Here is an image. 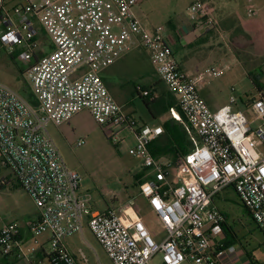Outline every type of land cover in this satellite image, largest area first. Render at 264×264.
Masks as SVG:
<instances>
[{
	"label": "built area",
	"instance_id": "built-area-1",
	"mask_svg": "<svg viewBox=\"0 0 264 264\" xmlns=\"http://www.w3.org/2000/svg\"><path fill=\"white\" fill-rule=\"evenodd\" d=\"M140 1L0 0V48L26 66L35 99L31 103L0 84V166L38 211L25 225L28 252L36 253V238L46 236L48 264H78L64 239L82 232L84 225L112 264H152L157 257L158 264H223L236 255V247L224 244L226 217L212 199L229 188L264 237V97L249 100V116L236 109L233 98L211 110L179 68L165 29L139 22L134 11ZM187 13L194 29L217 30L208 3L194 2ZM256 14L247 8L248 18ZM137 48L147 53L187 119L183 122L176 110H169L170 119L184 124L192 144L177 164L150 151L163 128L124 115L103 82L102 72ZM136 91L142 97L151 93L141 86ZM84 110L113 143L124 129L133 133L135 147L129 155L142 161L143 171L139 194L165 231L161 241L135 215L133 200L120 210L97 212L79 194L81 178L65 166L47 126H61ZM254 121L258 124L252 128ZM84 145V140L76 143ZM170 169L177 182L169 179ZM24 246L16 224L0 229V260L30 263Z\"/></svg>",
	"mask_w": 264,
	"mask_h": 264
},
{
	"label": "rangeland",
	"instance_id": "rangeland-1",
	"mask_svg": "<svg viewBox=\"0 0 264 264\" xmlns=\"http://www.w3.org/2000/svg\"><path fill=\"white\" fill-rule=\"evenodd\" d=\"M193 1L141 0L136 8L137 18L146 28L160 26L166 29L170 23L187 25V8ZM206 1L215 8L218 20L219 15H230L235 26H227L229 20H226V25L219 21L217 30L212 32L214 42L203 52L202 61L199 62L203 82L216 101L226 105L233 98L236 109L249 116L247 101L258 97L259 92L247 73L259 77L261 94L264 95V0H224L220 5L223 11L219 13L215 1ZM248 7L257 12L256 16H246ZM133 51L126 54L123 60L114 63L103 75L108 91L122 113L132 116L141 124V120H151V113L154 111H162L163 100L156 105L149 102L148 108L134 90L135 86L143 87L147 83H157V80L154 65L147 53L141 48ZM25 71L26 66L16 62L8 52L0 48L1 85L17 92L29 90L30 83L25 78ZM257 124L254 121L251 127L255 128ZM47 130L67 169L80 176L79 194L86 197L87 205L92 211L104 212L107 208L120 210L129 200H133V209L152 238L158 241L165 236L160 223L143 206L144 200L135 180V176L141 171L142 161L129 155V150L135 147V137L129 129L121 131L120 141L113 143L90 113L84 110L61 126L49 124ZM79 140H84L85 145L77 147ZM169 173V179L177 182L176 171L170 169ZM181 176L186 177V172ZM0 184V229L7 224H16L21 228L24 223L22 208L27 206L28 197L16 184L10 171L1 166ZM220 193L213 197L214 205L226 214L229 226L253 261L264 264L263 235L231 188ZM46 238H36L38 249L41 250L38 264H48L46 255L49 245ZM29 244L30 242L23 247L28 257L32 254L28 252ZM64 245L78 264H112L85 225L82 232L66 237ZM80 252L87 260L85 263ZM7 260L13 262L14 259L6 258L0 264H6ZM152 264H158V257Z\"/></svg>",
	"mask_w": 264,
	"mask_h": 264
},
{
	"label": "crops",
	"instance_id": "crops-1",
	"mask_svg": "<svg viewBox=\"0 0 264 264\" xmlns=\"http://www.w3.org/2000/svg\"><path fill=\"white\" fill-rule=\"evenodd\" d=\"M210 1H215L216 9H217L218 13L221 10L223 11V8L220 5L223 3L224 0H210ZM194 2H205V3H208L210 6H212L206 0H194L192 3H194ZM192 3H190V4H192ZM134 12H135V15L137 16L136 9ZM214 16L216 18L215 8H214ZM219 19L220 20H218L216 18V20L218 21V25H219V21L224 22V24L226 25V20H229V22H228L229 25H227V26H229V27L232 26L234 28L235 24L232 21V18L230 17V15H224L223 17L219 15ZM188 22L189 21L187 19V23ZM212 32L213 31L204 32V31L196 30L190 24V22L187 25H184V24H178L177 25L174 23H170L168 25V27L165 29V37L169 43V46L171 47V49L173 51L175 60L177 61V64H178L179 68L181 69V71L183 73H185L187 75V77L196 84L199 95L206 102V104L209 106V108L211 110H216V109H218L224 105H222L220 102L216 101L212 92L207 88V85L203 82V79H202V76L200 73V68H199V62L202 61L203 52H205V50L207 48H209L212 45V43L214 42V39H212V34H213ZM137 50H140V48L135 49L133 52H136ZM125 57H126V55L123 56L117 62L123 60ZM109 68H107V69H109ZM154 70H155L154 72L156 74L157 83H156V81L153 83H147L146 85H143V87L147 88V87L153 86V87H151V90L154 94V98L158 99V100H163L162 111L156 112L154 115H152L151 120H141L140 122H141V124H144V125L161 126L162 127L163 123H165L166 121H169L168 119H170L169 118V111H167V108L169 109V107H170L169 101L173 100V99L176 101V106L173 107L174 110L176 107H178V102H177V98L173 94H171L167 90L166 86L161 82V80H160V78L156 72L155 67H154ZM105 71H103V72H105ZM103 72H102L101 76H102V79H103V82H104L106 88L108 89L107 84H106L107 81L105 80ZM161 85L163 87H161ZM259 95L264 97V95L261 93H259ZM164 96H167V99H169V100H165L163 98ZM254 98H256V97H254ZM248 102L249 101H247V103ZM164 138H165V133L156 142L152 143L151 146H153V145L158 146V144L162 140H164ZM158 158L168 160L167 158H164V157H158ZM168 161H170V160H168ZM140 172L143 175L142 168H141ZM226 190H224V191H226ZM220 194L221 193H219V195ZM27 197H28L27 198V206L25 208L21 207L22 208V218L24 219V223L21 227V236H22V241L25 243V245L29 242V235L25 229V225L28 221L35 220L38 216V211H37L34 203L32 202V200L30 199V197L28 195H27ZM143 200H144V203H143L144 208L149 210V212H151L148 205H147L146 200L144 198H143ZM212 202H214L213 199H212ZM109 209H111V208H109ZM109 209L107 208V210H109ZM133 211H134L135 215L138 216L139 219H141L140 216L136 213V211L134 209H133ZM220 211L223 212L222 210H220ZM247 214H248V212H247ZM224 215L226 217V224L224 226V239L223 240H224V242L226 241L227 243H229V245H234L236 247V255H234L230 258H225L223 264H257L253 261V259L251 257L250 258L248 257V255H247L248 252L246 251V248L240 243V241H238L237 237L236 238L231 237L232 235L230 233H233L234 235H235V233L232 231L231 227L229 226L228 221H227V216L225 213H224ZM164 237L158 241H161L162 239H164ZM39 251H41V250L38 249L36 253L31 254L30 257H28V259L30 260V263H28L26 260L21 261V260H16L14 257H10V258H12V260L14 259L13 262H11V260H7L6 264H38ZM249 255H250V253H249ZM5 259L6 258H3L0 261H5Z\"/></svg>",
	"mask_w": 264,
	"mask_h": 264
},
{
	"label": "trees",
	"instance_id": "trees-1",
	"mask_svg": "<svg viewBox=\"0 0 264 264\" xmlns=\"http://www.w3.org/2000/svg\"><path fill=\"white\" fill-rule=\"evenodd\" d=\"M248 77L252 80L253 85L257 89L259 93H261L262 88L259 83V77L252 76L250 73H247ZM153 87V86H151ZM151 87H147L143 89H149L151 90ZM134 90L136 91V86L134 87ZM21 95L26 98L28 101L31 103L35 102L33 94L30 92V90H24L20 92ZM136 93L139 95L140 98L144 100L145 105L149 108V102L151 105H156V103L160 100L154 98V94L151 90V93L147 97H142L137 91ZM165 100L167 99V96L163 97ZM249 103V102H248ZM169 109L173 108L176 106V101L170 100L169 101ZM167 108V111H169ZM156 112L154 111L151 113L154 115ZM169 121H166L163 123L162 128L165 133V138L162 140L158 146L153 145L150 146V151L155 157H164L167 158L172 162V164H177L179 161H181L186 154L190 151L192 144L188 138V134L185 130V126L182 122L179 120H174V119H168ZM142 176V173L140 172L138 175L135 176L136 184L138 185L140 182V178ZM2 184H0V187ZM232 236H236L233 233H230ZM225 245H229L226 241L224 242ZM248 257L250 258V255L247 254Z\"/></svg>",
	"mask_w": 264,
	"mask_h": 264
},
{
	"label": "water",
	"instance_id": "water-1",
	"mask_svg": "<svg viewBox=\"0 0 264 264\" xmlns=\"http://www.w3.org/2000/svg\"><path fill=\"white\" fill-rule=\"evenodd\" d=\"M175 110L177 111L178 116L180 117V119H181L183 122H186L187 119H186L185 115L183 114V112L180 110V108H179V107H176Z\"/></svg>",
	"mask_w": 264,
	"mask_h": 264
}]
</instances>
